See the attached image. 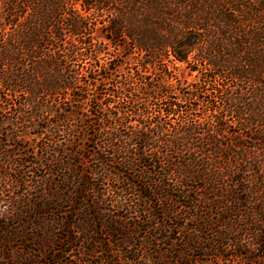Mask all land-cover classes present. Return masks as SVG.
<instances>
[{
	"label": "trees",
	"instance_id": "1",
	"mask_svg": "<svg viewBox=\"0 0 264 264\" xmlns=\"http://www.w3.org/2000/svg\"><path fill=\"white\" fill-rule=\"evenodd\" d=\"M99 30L106 43L97 38ZM104 44L137 51L142 67L156 69L159 64L162 75H172L166 59L172 64L199 61L201 66L192 70L200 78L181 96L189 102L185 110L164 76L153 88L133 87L132 77L114 88H101L109 77L96 73L110 66L99 62L107 53ZM82 68L95 75L82 76ZM91 85L96 91L92 98ZM219 92L222 107L216 104ZM123 93L129 94L124 102ZM13 96L19 98L14 115L0 111V138L14 147L7 148L1 138L0 156L9 161L11 171L34 172L33 161L21 157L29 156L20 143L28 127L38 128L37 121L47 120L53 125L51 134L61 125L66 129L63 142L45 146L41 158L47 162L40 161L43 174L36 177L48 186L37 207L55 215L51 254L57 264H93L94 259L97 264H119L115 242L120 246L116 252L136 262L150 238L168 243L180 229L190 232L188 246L165 250L153 262L193 264L194 257L184 250L202 246L191 231L219 228L206 242L217 248L233 242L238 233L230 223L236 219H222L221 214L232 212L235 200L258 194L264 184V0H0V97L8 103ZM152 96L163 100L158 109L149 107ZM199 101L211 118L191 116ZM145 102L148 108L138 106ZM174 115L176 124L168 121ZM229 115L240 126L226 144ZM70 117L81 124L67 126ZM15 128L18 133H13ZM248 130L252 135L245 137ZM89 140L93 143L87 144ZM250 152V169L237 173L238 167L233 184L239 186L223 201L218 198L222 192H203L219 180V174L210 172L222 160L238 157L241 165ZM20 177L15 181H24ZM242 192L247 197H238ZM199 199L222 213L215 220L203 217ZM10 202L14 210L5 213L10 217L34 205L18 195ZM191 207L196 212L184 217L183 211L186 216ZM261 221L254 230L264 245ZM142 229L151 235L140 236ZM257 257L264 260V255Z\"/></svg>",
	"mask_w": 264,
	"mask_h": 264
},
{
	"label": "rangeland",
	"instance_id": "2",
	"mask_svg": "<svg viewBox=\"0 0 264 264\" xmlns=\"http://www.w3.org/2000/svg\"><path fill=\"white\" fill-rule=\"evenodd\" d=\"M97 35V38H99L100 41H103L104 43L108 41V39L103 36L104 34L102 33V30H99ZM88 40H93L95 42V39L88 38ZM104 47L107 53L101 55L99 62L108 66L110 64V66L109 69L103 70L102 73H96L98 77H100L102 74L109 77V79L106 80V85L102 84L101 88H114L113 84H115L116 82H118L116 84H120L121 81H124L129 77H132L131 79L133 80V87L147 85L153 88L154 86L159 85L158 79H161V77L164 76L167 79L165 80L166 82L172 81L170 87L177 91V93L174 92V94L178 99H181L182 105H184L182 109L185 110V105L189 104V102L182 100L181 96H187L191 87L189 83L191 84L192 82L200 78L199 73L192 70L194 66H201L199 61L194 60L193 62H190L188 64L180 62L172 64L166 59L165 63L168 64V66L172 70L171 74L174 76L171 77L172 75L168 74L162 75L163 72H160V69H158L159 64H157L156 69H154L153 66L148 67V69L142 67V65L139 64L141 57L137 51L126 48L115 49V47L109 46L107 44H104ZM78 73H80L82 76H86L90 72H88V69L82 68V71H79ZM94 75L95 74L93 72L89 74V76ZM89 88L91 89L89 91V97L92 98L93 93H96L95 86L91 85L89 86ZM207 95L209 96V94ZM221 95L222 92H219V94H217L218 102L216 103L220 107L224 106L223 102L219 100L221 98ZM128 96V93H123L121 95L123 99L121 98L120 101L124 102V99H127L126 97ZM17 101H19V98H16L15 96L10 97L8 103L3 102V97H0V111L3 113L4 110L5 114L8 113L14 115L15 108H17L16 105H18ZM148 102H150L149 107H152L153 109H158L163 105V103H161L163 102L161 98L157 99L153 96L149 98ZM88 103L89 102L84 103L85 107L88 106ZM197 103L198 108L196 111L192 112L193 114L191 113V116L195 119L200 120L211 118V112L205 110L206 106L204 102L199 101ZM147 105L148 104L146 102L145 104L138 103V106L140 107H147ZM177 118L178 116L174 115L171 116V119L168 121L176 124ZM227 119L229 122L228 130L230 133V137H228L227 140L226 138L223 139V143L226 144L231 137H234V135L237 134V132L235 131L239 130L240 126L239 124H235L233 122L234 118L232 116H227ZM37 122H39L42 127L45 126V128H42L41 126H39L38 128L36 126H30L27 128L29 134L25 135V139L20 140V143L26 149L25 151L29 153V156H26L23 153L24 155L22 154L21 157L22 159L27 158L29 161H33L30 165L35 166L33 168L34 172H28L24 170V172L22 171V173L19 171H11L12 167L9 164V161H7L6 159L4 161L3 157L0 156V264H57L55 258H53V255L51 254V250L56 241L54 240L55 237H53L54 224L53 221H51L53 220L55 215L50 212L48 208L41 209L37 207L39 198L47 193V191L45 190L43 192V189L48 188V186H46V184L43 185L42 183H40V180H38L36 177H39L38 175H40L41 173L43 174V172H41L40 165H38L41 164L40 161H43L42 164H45L47 162L46 160L41 158V154L46 152L45 146L53 147L56 142H63L66 139V129L62 130L64 126L61 125L59 126L61 130L58 133L51 134L49 129L53 125L50 121L39 120ZM73 123L77 125L81 124L78 119L75 120V118L73 119L72 117L67 119V126ZM64 125L66 126V123H64ZM19 130L20 129L15 128L13 129V133H18ZM41 131L42 133L38 134ZM243 133L245 137L252 135V132H250L249 130L244 131ZM1 138L3 139V143L7 148L14 149L12 141L6 140L5 137ZM237 140L240 143L244 142L245 144H248L250 142L242 139ZM92 143L93 142H91L90 140L89 142L87 141V144ZM87 148H89L88 145ZM242 152L244 154L246 153L244 151H240L241 155ZM247 154L248 155L242 160V162L240 160L241 165H239V162L236 161L238 160V157H228L225 160H222L220 166L215 171L212 170L210 172L211 176L219 174V180L208 184L203 192L208 193V195H211L210 192L214 190L222 192L223 194L219 193L218 198L223 201V197L226 198L229 193L231 194L236 189L235 187L239 186V183L235 185L233 184V182H236L234 181L235 177L233 176V173L237 172V169H239L238 167H240L241 170L237 173H243V170L247 171L246 169H250L248 166L250 165V162L253 161L251 160L252 153L250 152ZM18 158L20 157L16 156V159ZM31 167L30 169H32ZM204 167L210 168V166ZM256 172L257 171L255 170L253 171V173L257 177ZM4 173L11 174L4 175ZM15 176L18 177L15 178ZM20 176L28 178L29 181H25V178H23L24 181H22L21 179L19 182H16L15 180L20 179ZM33 176L35 177L33 178ZM37 184H39V186H37ZM16 195H18V197H20L22 201L30 200L34 205H31V203H29L28 206L26 205L23 208V213L19 214V217H10L9 215L5 216V213H11L14 210V205H12L10 200L11 196L15 197ZM238 197L245 198L247 197V193L242 192ZM198 202H200L201 205L205 204L203 199H199ZM225 205L228 206L230 205V203L226 202ZM232 205L235 206V208L231 210L232 212H223L220 217L222 219H236V223L231 222L230 224L233 225L234 232L238 233L236 234L237 239L233 242H230L228 245L217 248L216 244L212 246L210 243L206 242V239L217 235L219 228H212L211 226H207L206 228L201 229V231H191L193 235L197 236L196 245L202 246L194 249L186 248V250H184L188 255H190L191 259L192 257H194L193 264H264V260L257 257L259 255H264V245L259 244V237L256 236V230H254L255 226L258 227L263 225L261 220H263L264 217L262 216V212L259 210V207H264V184L262 185V189L258 192V194H254L250 198L248 197L247 201L242 200L240 202V200H235ZM256 207H258V209H256ZM195 210L196 208L193 207H191L190 209L188 208V213L186 214V216L184 214V210V217H187V215H189V212L195 213ZM200 210L199 213L202 214L203 217H207V215H209V218H214L213 220L219 217V213H222V209L220 207L213 206V204L209 203H206V205H204V207ZM116 213L120 214L121 211H118ZM123 214L126 213L123 212ZM138 224L143 225V223L141 222H139ZM180 231L182 233L177 232L176 230L173 232L172 237H174V239L172 241L174 242L170 240L168 243L167 241L165 243L164 241L150 238V243H148L146 247L148 251H145L146 248L143 247L144 250L141 249L139 254L136 256V262H128L125 259V254L116 252L120 247L118 246L117 242H115L116 244L113 247L115 249L114 254L116 255V258H119L121 260L119 264H156L155 262H153V259L156 256H159L161 254L166 255V251L172 249H181L182 244L184 245L182 247L188 246L187 237L190 232L185 231V229H180ZM60 233H62V231H60ZM139 235L148 237L151 234H148L142 229L140 230ZM189 243H193L192 240ZM42 244H44V246ZM62 245L67 246V244ZM171 245L174 246L171 247ZM194 245L195 244H192V246ZM77 251L78 250L76 248L74 252ZM66 256L71 257L72 255L65 254V257ZM34 258L36 261H33ZM96 261L97 259H94L93 264H97ZM171 264L176 263L173 262ZM177 264L181 263L177 261Z\"/></svg>",
	"mask_w": 264,
	"mask_h": 264
}]
</instances>
